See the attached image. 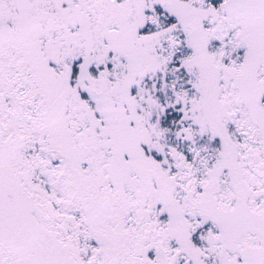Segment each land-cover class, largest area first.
<instances>
[{
	"label": "snow or ice",
	"instance_id": "1",
	"mask_svg": "<svg viewBox=\"0 0 264 264\" xmlns=\"http://www.w3.org/2000/svg\"><path fill=\"white\" fill-rule=\"evenodd\" d=\"M0 264H264V0H0Z\"/></svg>",
	"mask_w": 264,
	"mask_h": 264
}]
</instances>
